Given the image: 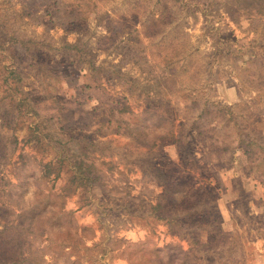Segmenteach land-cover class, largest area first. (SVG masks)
Masks as SVG:
<instances>
[{
  "label": "rangeland",
  "instance_id": "rangeland-1",
  "mask_svg": "<svg viewBox=\"0 0 264 264\" xmlns=\"http://www.w3.org/2000/svg\"><path fill=\"white\" fill-rule=\"evenodd\" d=\"M176 179L264 264V0H0V264H180Z\"/></svg>",
  "mask_w": 264,
  "mask_h": 264
},
{
  "label": "trees",
  "instance_id": "trees-1",
  "mask_svg": "<svg viewBox=\"0 0 264 264\" xmlns=\"http://www.w3.org/2000/svg\"><path fill=\"white\" fill-rule=\"evenodd\" d=\"M80 136L77 143L87 144L84 148L94 145L95 141L89 136ZM77 164L76 167L81 173H83L82 170L88 169L83 160L78 161ZM49 166L51 165H47V168ZM81 179L91 180L92 178L85 176V178L73 180L81 181ZM96 180H100V176ZM219 199V194L210 185L195 182L191 186H186L178 183L176 179L166 184L162 193L158 194L153 202H147L148 211L150 210V213H147L151 218L166 222L170 228L177 229L188 242V250L179 249L183 256L180 264H195L191 259L194 252L210 253V259H208L210 264L220 261V252L223 248L220 239L223 235L224 221L217 204ZM202 232L206 234L205 239Z\"/></svg>",
  "mask_w": 264,
  "mask_h": 264
}]
</instances>
